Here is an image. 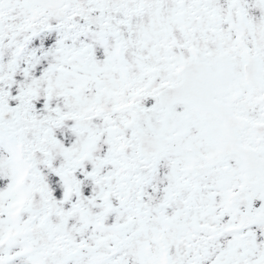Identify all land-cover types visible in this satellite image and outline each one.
Here are the masks:
<instances>
[{
  "label": "snow or ice",
  "instance_id": "6c2138e0",
  "mask_svg": "<svg viewBox=\"0 0 264 264\" xmlns=\"http://www.w3.org/2000/svg\"><path fill=\"white\" fill-rule=\"evenodd\" d=\"M0 264H264V0H0Z\"/></svg>",
  "mask_w": 264,
  "mask_h": 264
}]
</instances>
